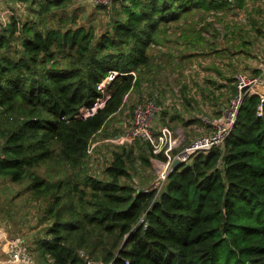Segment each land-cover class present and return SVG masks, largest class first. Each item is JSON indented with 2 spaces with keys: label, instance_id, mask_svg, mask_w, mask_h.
Wrapping results in <instances>:
<instances>
[{
  "label": "trees",
  "instance_id": "16d2710c",
  "mask_svg": "<svg viewBox=\"0 0 264 264\" xmlns=\"http://www.w3.org/2000/svg\"><path fill=\"white\" fill-rule=\"evenodd\" d=\"M71 3L43 0L39 13ZM120 4V17L98 39L92 28H67L63 17L57 27L46 26L45 17L21 27L12 19L0 32V177L30 178L37 197L52 198L46 208L51 225L46 237L37 239L41 262L264 264V101L259 115L258 96L244 98L223 147L175 167L159 191L126 181L132 149L115 152L102 179L81 174L79 180L52 181L34 172L47 161L73 172L80 168L92 135L152 66L147 49L161 43L167 23L194 8L233 5L223 0ZM18 33L20 47L14 45ZM109 71L125 75L111 83L104 108L77 118L98 96L97 84ZM135 141L155 156L147 142ZM140 159L151 163L147 155Z\"/></svg>",
  "mask_w": 264,
  "mask_h": 264
},
{
  "label": "rangeland",
  "instance_id": "374dc122",
  "mask_svg": "<svg viewBox=\"0 0 264 264\" xmlns=\"http://www.w3.org/2000/svg\"><path fill=\"white\" fill-rule=\"evenodd\" d=\"M12 1L0 9V32L12 19L17 20L21 27L33 19L45 17L46 26L57 27L58 21L66 18L61 23L67 28H92L96 39L109 31L116 18L120 17L116 11L122 2L115 0L106 6H96L93 0H72L66 9H51L40 15V2L43 0ZM237 3L235 0L230 3L233 5L222 10L194 8L178 20L167 23L159 35L161 43H152L147 49L152 57V66L148 68L151 71L144 69L139 86L130 89L120 109L92 135L80 168L73 172L70 168L64 169L60 164L47 161L34 168V172L52 181L64 177L78 179L81 174L102 179L113 154L132 149L133 161L128 162L131 178L126 181L138 189L152 187L157 177L152 163L154 157L146 152L149 150L147 145L129 139L135 107L152 99L158 107L154 119L158 116L160 123V127L155 128L166 127L179 135L182 141L177 149L180 150L191 143L185 137L194 128L188 130L180 124L181 112L190 110L187 105H197L192 106L197 112L194 116L218 119V111L227 107L234 95L235 91H232L233 87L236 89L237 76L257 77L264 67V0ZM21 33L14 37L17 47H20ZM137 75L134 72V77ZM162 102L167 103L166 107ZM161 107L168 113H161ZM174 116V121L168 122L167 119ZM203 133L197 130L195 137ZM142 154L149 156L151 163H143L140 159ZM34 191L30 178L13 182L0 177V246L9 238L20 237L37 264H52L51 259L41 262L37 241L46 237L51 225L46 208L52 198L37 197ZM80 255L85 256L82 251ZM87 262L102 264L92 258Z\"/></svg>",
  "mask_w": 264,
  "mask_h": 264
},
{
  "label": "built area",
  "instance_id": "2783aa9c",
  "mask_svg": "<svg viewBox=\"0 0 264 264\" xmlns=\"http://www.w3.org/2000/svg\"><path fill=\"white\" fill-rule=\"evenodd\" d=\"M9 1L0 0V9ZM113 1L115 0H93L95 3L93 4L106 6ZM223 1L234 3L235 0ZM261 72L257 77L237 76L234 95L227 107L218 111V119L201 117L205 126L204 133L192 139L187 147L180 150L177 149L182 141L179 135L170 132L166 127L157 129L152 125L158 111V107L152 99L135 107L131 129L128 133L129 139L131 141L140 139L151 146L152 153L155 155L152 163L155 164L157 171V177L154 179L152 187L143 189L144 191L154 189L159 191L167 176L173 171L176 160L182 165H189L196 154L205 153L214 147H223L225 139L233 129L246 96L255 95L259 97L258 114L261 115L262 102L264 101V67ZM130 73L134 75V72ZM120 75L125 74L118 71H109L107 76L97 84L98 96L91 104L84 105L76 117L85 120L103 109L107 100L111 97L110 85ZM115 139L117 140V137ZM159 155H162L165 159H159ZM0 264H37V262L28 251L25 241L20 237H15L7 239L0 246Z\"/></svg>",
  "mask_w": 264,
  "mask_h": 264
},
{
  "label": "crops",
  "instance_id": "0c3cea01",
  "mask_svg": "<svg viewBox=\"0 0 264 264\" xmlns=\"http://www.w3.org/2000/svg\"><path fill=\"white\" fill-rule=\"evenodd\" d=\"M13 1L11 0L10 4H12ZM10 4H9V7H10ZM11 9V8H10ZM6 27V24L4 25ZM242 46L244 44H241ZM260 69V68H259ZM261 71V69H260ZM262 73V72H260ZM234 92V87H233V91L232 93ZM163 103V106L166 107V102H162ZM193 105L197 106L196 104H191V105H187L186 107L189 108L190 110L187 109V112H181V123L182 124V127H185L187 128L188 130L193 128V130H190V135L189 133H187V137H185L186 140H189L191 141L197 134H195V132L197 130H200V131H204V124H203V121L201 118H199L198 116H194L197 112L195 111V109H193ZM163 108V107H161ZM185 108V107H183ZM168 110H171L170 108L167 107ZM164 111V108L161 109V113ZM165 113H168V111H164ZM194 113V114H193ZM161 116V115H160ZM155 118V117H154ZM174 118L175 116L172 118V119H167L168 122H171V121H174ZM153 126L154 127H160V123H159V119H158V116L156 119H153ZM192 133V134H191ZM185 135V134H184Z\"/></svg>",
  "mask_w": 264,
  "mask_h": 264
},
{
  "label": "water",
  "instance_id": "95a60500",
  "mask_svg": "<svg viewBox=\"0 0 264 264\" xmlns=\"http://www.w3.org/2000/svg\"><path fill=\"white\" fill-rule=\"evenodd\" d=\"M178 165H181V164H180V162L178 160H176L175 163H174V168L178 167Z\"/></svg>",
  "mask_w": 264,
  "mask_h": 264
}]
</instances>
